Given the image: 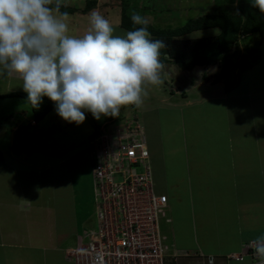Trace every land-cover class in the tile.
I'll use <instances>...</instances> for the list:
<instances>
[{"label": "crops", "instance_id": "1", "mask_svg": "<svg viewBox=\"0 0 264 264\" xmlns=\"http://www.w3.org/2000/svg\"><path fill=\"white\" fill-rule=\"evenodd\" d=\"M99 2L103 0H96V6ZM74 13L68 14L69 25ZM258 54V65L264 66V43ZM198 76L196 84L188 80L189 86L177 88L174 94L150 99L152 106L155 101L161 104L150 108L156 107L171 125L177 121L171 129L177 139L173 159L161 157L159 141L157 157L152 160L155 192L156 182L164 184L159 193L168 199L166 217L170 221L163 222L171 231L165 235L166 242L176 254V262L167 258L166 264H252L245 245L264 234V87H248L250 81L240 78L237 69L234 83L227 85L225 79L216 87L212 84L213 88L205 86L206 75ZM259 78L264 84V76ZM26 95L22 81L2 76L0 104L10 102L19 120L10 119L11 126L7 125L11 130L8 159L0 152V264H72L65 259V251L76 246L84 229L80 232L76 219L72 173L70 167L65 171L66 159L53 162L58 156L45 154L53 160L38 166L33 160L40 150L26 137L27 110L19 103H29ZM28 123L37 127L33 120ZM15 141L19 142L16 146ZM16 167L23 170L16 172ZM177 197L187 199L189 207L172 220L170 202L176 206ZM67 237H77L74 246H64ZM238 255L242 261L232 257Z\"/></svg>", "mask_w": 264, "mask_h": 264}, {"label": "clouds", "instance_id": "2", "mask_svg": "<svg viewBox=\"0 0 264 264\" xmlns=\"http://www.w3.org/2000/svg\"><path fill=\"white\" fill-rule=\"evenodd\" d=\"M59 7L60 0H0V76L22 81L33 108L46 97L61 119L79 125L86 112L100 120L140 107L148 86L163 84V42L152 38L148 16L132 12V27L116 34L93 10L89 30L74 36ZM252 7L264 15V0ZM251 244L264 264V234Z\"/></svg>", "mask_w": 264, "mask_h": 264}, {"label": "rangeland", "instance_id": "3", "mask_svg": "<svg viewBox=\"0 0 264 264\" xmlns=\"http://www.w3.org/2000/svg\"><path fill=\"white\" fill-rule=\"evenodd\" d=\"M246 1L247 0H241V3H246ZM238 3H240V0H103V2H99L100 6H95V8L93 9L86 10V0H60V6H66V8L72 7L75 9V13L71 17L73 19V22L69 25L71 28L69 34L74 36H82L89 30L90 23L88 24V17L93 10H99L106 18L110 20V22L116 29V34H123L127 30L120 28L122 9L126 11V16L129 17L127 19H129L130 21L131 14L135 11L141 15L148 16L150 19L149 25H151L152 27L167 30L180 28L189 21L195 20L205 14L214 13L218 7L232 6V13H236ZM104 4H108L106 8L103 7ZM80 12H83L84 14ZM86 27L87 29H85ZM71 31H73V33ZM218 34V29H207L193 32L192 34L180 39H191L193 41L195 40L196 42L198 41V44L202 48L200 51V55L208 56L217 51L215 50V39ZM261 39H263L262 43H264V36L263 38L261 37ZM259 40L260 38L258 34H253L243 41L240 40L241 43L238 47L239 52H241L242 55L240 53H236L233 57L230 56L229 58H226V64L229 63L230 66V64L232 63V70L229 71L225 69V73L227 71L229 73L227 74V76H224L225 78H222L219 81L217 80V76L222 70V66H219V63H217L216 67H204L207 69L205 71L202 69V67L196 66L192 71L182 72H180L181 70H178L179 67L176 64L172 66L169 63H164L165 70L163 75V84L149 85L148 95L145 97L143 105L140 107L135 106L137 117L139 118L144 128L147 149L149 155H151V164L152 160L154 162L155 157H157V147L159 141L161 157L165 156L168 160L173 159L174 147L175 145H177V139L175 138V136H173V132L171 129L173 127L176 128L177 121L174 125H171V121L168 118L161 116L162 112L155 111L157 106H161V104L157 105L158 102L156 103V101L153 103V106H156L154 110L150 108L153 107L150 99H154V97L160 99L165 95L168 96L169 93L174 94L177 88H183V86L185 85L189 86V81H192L196 84V82L200 81L198 75L207 76V79L209 81L205 83V86H209V88H213L212 84H214L216 87V84H219V82L224 83L225 79L227 85L232 84L234 83L232 79H235V69H237V74L238 76H240V78L244 77V79L250 81V84L248 83V87L252 85L254 87H260L263 89L264 84L261 83L263 79H260L259 77L264 76V66L262 64L258 65L260 57L259 54L256 55L261 51V46L259 47L257 52H253V55L251 56L248 55L249 50L245 51L244 49L245 45L247 47H255ZM232 53L233 49H231L230 55H232ZM242 56L244 57L241 61ZM252 66H254L253 69L251 68ZM247 68L250 69L244 73L243 70ZM1 78L2 76H0V79ZM241 85H243V81H241ZM239 86L240 84H237V90H239ZM203 89L204 88L202 87L201 91ZM234 93L238 95V91ZM19 103H21L22 108L27 110V114L25 116V119L27 121H25L24 124L25 131L28 133L26 135L27 140L31 139V143L38 150H40L39 152H35L36 157L33 160L37 161L36 163L38 166L40 162L44 163L46 161L53 160V158H48L49 156L54 155L55 158L58 156L53 162L59 161V159H66V168H64L65 171L68 172L67 170L70 167L72 173L74 184L73 195L74 199L76 200L75 205L77 204L78 213L76 215V219L78 221L79 230L81 232L82 228H94V204L91 179L92 165L88 151L89 140L91 139L93 134L97 132L98 128L101 127L103 122L107 120L108 117H102L100 120H95L92 117L91 113L86 112V118L84 122L78 125L76 123H69L61 119L57 114L55 108L47 112L43 116L37 117V113H34L29 103L25 104L24 101H21ZM0 107L3 108L2 112L0 111V152L4 154L5 159L7 160L10 154L9 144L11 142V130L7 125L11 126V124L9 123L10 119H15V121L19 119H16V116H13V107L10 102L8 104L5 101L4 103L0 104ZM158 117V121L155 122ZM29 120L35 121L37 123V127H31L28 123ZM18 143L19 142L15 141L14 145L16 146L18 145ZM32 144H25L24 142H20L19 145L26 146L28 149H30V147H32ZM53 150L54 154L50 155L49 153H52ZM45 154L49 156H44ZM22 168L23 167H16L14 169H16L17 172L19 170H23ZM161 184L162 183L160 182L155 183L157 191L156 193L158 194H160V191H163L164 184ZM186 186L187 185H185V192H187ZM194 186L195 185H191L192 188ZM167 189V192L171 193V188L169 189L168 187ZM187 202V199L184 200L183 198L179 197H177L175 200L176 206L173 205V202H170L171 211L169 217L172 220L178 218V216L181 215V209L185 210L184 208L189 207ZM175 210L178 211L175 212ZM161 230L164 235H167L171 231V228L168 227V224H165L163 222ZM66 239L67 243L64 246L72 247L74 246L77 237L76 239L71 237H67Z\"/></svg>", "mask_w": 264, "mask_h": 264}, {"label": "built area", "instance_id": "4", "mask_svg": "<svg viewBox=\"0 0 264 264\" xmlns=\"http://www.w3.org/2000/svg\"><path fill=\"white\" fill-rule=\"evenodd\" d=\"M88 149L95 227L82 230L78 244L65 251V259L72 264H166L167 258L176 262L161 230L168 199L155 192L137 115L127 114L118 124L104 122ZM245 248L252 264H259L251 242ZM207 261L212 263V257Z\"/></svg>", "mask_w": 264, "mask_h": 264}, {"label": "trees", "instance_id": "5", "mask_svg": "<svg viewBox=\"0 0 264 264\" xmlns=\"http://www.w3.org/2000/svg\"><path fill=\"white\" fill-rule=\"evenodd\" d=\"M95 6L96 0H86V10L93 9ZM232 8V6L218 7L214 13L205 14L195 20L187 22L184 26L177 29H158L149 25V31L152 34V38L159 39L163 42L160 56L162 62L176 64L181 71H192L196 66H214L219 63L220 66H222V70L219 72L217 80L219 81L222 78H225L224 76L227 75V72L225 73L224 71L226 69V58H229L230 56L233 57L236 53L239 54L238 46L241 43L240 40L243 41L253 34H258L260 40L255 47L244 46V48L246 47V49L249 50L248 55L251 56L253 55V52L256 53L261 46V37H263L264 34V15H262L257 8L252 7V0H247L246 3L243 4L240 0V3H238L236 8V13H232ZM59 10L61 13L67 14H72L75 11L74 8L68 9L65 6H60ZM127 18L129 17L126 16V11L122 9L120 28L129 30L132 27L131 21ZM207 29L219 30V34L215 39V50L217 51L208 56L200 55L202 48L198 44V41L180 39L193 32ZM231 49H233L232 55H230ZM203 80H206L205 77H203ZM25 98L27 99V95ZM54 108L55 105L45 97L41 104L38 107H32V110L34 113H37V117H40ZM127 114L137 115L136 109L131 105L123 106L120 116L116 118L108 117L104 122L115 121V123L118 124ZM99 130L100 127L97 132L93 134L91 139L95 137ZM167 219L168 218L165 219L166 222Z\"/></svg>", "mask_w": 264, "mask_h": 264}]
</instances>
